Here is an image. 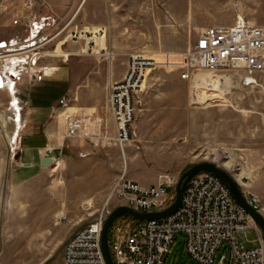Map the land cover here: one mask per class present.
Masks as SVG:
<instances>
[{
  "label": "rangeland",
  "instance_id": "1",
  "mask_svg": "<svg viewBox=\"0 0 264 264\" xmlns=\"http://www.w3.org/2000/svg\"><path fill=\"white\" fill-rule=\"evenodd\" d=\"M9 1L0 0V41L16 34L11 15L2 11ZM58 13L66 22L77 13L71 28L85 31L82 40L87 48L82 52L91 49L95 56L74 57L58 49L57 56L68 58L49 60L47 65L62 71L49 82L29 88L24 83L20 100L13 97L15 126L8 110L11 99L0 92V264H62L67 241L93 220L123 174L147 187L162 176L178 181L192 166L208 162L224 170L240 189L264 196L263 92L242 89L233 72H218L214 75L229 78L230 86L224 95H216L213 106L206 99L209 93L195 91L193 85L198 74L207 72L190 71L189 80L182 76L188 72L182 69L184 55L202 30L245 21L264 26V0H86L83 4L63 0ZM82 47L83 42L64 50ZM108 49L112 56L105 59ZM133 53L162 58L163 63L147 69L142 91L134 94L130 138L121 146L109 110L108 87L123 80ZM63 97L69 100L68 107L82 110L71 116L85 121V138H65V122L60 126L58 119L65 110L58 106ZM30 99L34 106L51 109L36 137L44 146L42 156L53 165L27 176L20 171V135L31 133L29 128L22 130L32 107ZM46 128L56 135L49 148L43 137ZM24 144L32 142L27 139ZM58 161L59 171L53 173ZM61 216L65 222H59ZM243 241L246 248H253L257 235L248 231ZM223 254L229 263L224 246L215 264ZM165 264H196L185 252L182 234Z\"/></svg>",
  "mask_w": 264,
  "mask_h": 264
},
{
  "label": "built area",
  "instance_id": "2",
  "mask_svg": "<svg viewBox=\"0 0 264 264\" xmlns=\"http://www.w3.org/2000/svg\"><path fill=\"white\" fill-rule=\"evenodd\" d=\"M44 0H10L2 11L11 15V26L16 34L0 41V78L3 88L16 93L25 82L39 84L50 77L46 74L47 61L68 57L57 56L58 49L70 56H95L82 40V33L72 30L77 13L69 21L65 17L46 12ZM71 28V29H70ZM89 34V33H88ZM70 42V43H69ZM80 50H64L70 44H80ZM103 55L112 56L109 49ZM82 52V53H80ZM188 72L218 73L230 71L239 76L242 89H260L264 95V26L249 22L229 27L212 26L202 30L195 45L184 55ZM153 61L143 54L129 56L127 72L120 82L108 87V102L112 120L121 146L129 141V127L134 119L133 97L141 92L147 69H155ZM241 76V77H240ZM11 86V88H10ZM69 100L63 97L59 107L66 109ZM18 111L21 112V108ZM66 138L87 135L83 119H65ZM177 179L162 176L147 187L128 180L125 174L113 183L101 210L93 220L77 231L66 243L62 264H106L101 234L104 224L115 209L126 207L139 214L166 211L175 201ZM249 207L264 220V196L241 189ZM61 216L59 222H65ZM248 231L257 235V246L246 248L243 237ZM179 234L183 235L185 252L196 264H215L217 253L226 246L218 264H264V233L261 227L231 197L226 186L210 172L191 178L184 190L181 206L173 215L162 220L137 221L129 217L116 220L108 230V248L113 264H165Z\"/></svg>",
  "mask_w": 264,
  "mask_h": 264
},
{
  "label": "water",
  "instance_id": "3",
  "mask_svg": "<svg viewBox=\"0 0 264 264\" xmlns=\"http://www.w3.org/2000/svg\"><path fill=\"white\" fill-rule=\"evenodd\" d=\"M53 165V161L50 158H44L41 162V167L46 169L50 168ZM201 172H210L214 174L217 178L221 180V182L226 186L228 189L232 199L241 207H243L247 213L252 217L253 220L261 227L264 233V220L255 212L253 211L245 199L242 196L241 189L238 184L231 178L224 170L220 169L214 163H200L197 165L192 166L186 172H184L181 177L179 178L177 185H176V197L174 203L164 212L157 213V214H139L136 213L126 207H118L107 218L102 234H101V247L103 256L105 259L106 264H113L109 248H108V230L110 226L118 219L123 217H129L137 221H151V220H162L173 215L181 206V200L186 188L187 183L191 178L196 176Z\"/></svg>",
  "mask_w": 264,
  "mask_h": 264
},
{
  "label": "crops",
  "instance_id": "4",
  "mask_svg": "<svg viewBox=\"0 0 264 264\" xmlns=\"http://www.w3.org/2000/svg\"><path fill=\"white\" fill-rule=\"evenodd\" d=\"M44 1L46 4V8H45L46 12L51 11L52 13H54L58 16H61V15H59L58 10L59 11L61 10L63 0H44ZM74 1H79L82 4L84 2H86L85 0H74ZM8 38H6V39H8ZM68 51H70V50H68ZM61 56L64 58V57H66V54H65V56L59 55V57H61ZM61 71H62L61 67H57V66H53V65L51 67H47L46 68V74L50 78L44 82L52 81L53 77H55ZM24 85L26 87H24V86L18 87L16 90V93H14L12 91L10 92L8 89L0 90V92L6 93L7 96L11 99V101L9 102L8 110L13 117L14 126H15V118L13 115V111L11 110L12 109V107H11L12 99H13V97H15L17 100H20L19 89L21 87L27 88L28 86H32V85H28L26 82ZM28 104H31L32 107L29 109L28 117H26V120L23 124L22 130L29 128L31 133L30 132L27 133L26 136H24V137H23V135H20V144L23 143V145H22L23 155H22V160H21L23 168L20 169V171L22 172V175H27V176H28V174L33 173L34 171L38 170L39 168H42L41 162L44 159V157L42 156V153H43L42 149L44 146L39 144L41 142L39 141L40 139H38L36 137V135H38V132L40 131L39 128H40V125L43 122L45 116L48 114V111L51 110L50 107L34 106V100H32V99H30L28 101ZM18 106H19V102H18ZM58 106H59V102H58ZM21 112H23L22 108H21ZM21 112H20V115H21ZM66 114H68V112H66ZM32 115L35 116V119L31 118ZM92 116H93V114H92ZM14 129H15V127H14ZM43 137H44V140H46V142H48L45 146L47 148H49L51 146L50 143L52 142L53 138L56 137V135L53 133L52 130H50L49 128H46V130L43 129ZM65 138H66V126H65ZM27 139L30 140V142H32V145L25 146L24 141Z\"/></svg>",
  "mask_w": 264,
  "mask_h": 264
},
{
  "label": "bare ground",
  "instance_id": "5",
  "mask_svg": "<svg viewBox=\"0 0 264 264\" xmlns=\"http://www.w3.org/2000/svg\"><path fill=\"white\" fill-rule=\"evenodd\" d=\"M145 59H148L149 61H153L155 66H157L159 63H161V64L163 63L162 58L155 59L153 57H148V58L146 57ZM147 72H149V70H147ZM0 81H2L1 78H0ZM3 83H5V82L2 81V86H0V89L3 88ZM193 83H194L193 84L194 88L196 89L195 91H205V93L206 92L209 93V97L206 99L213 106L217 105L216 95L217 94L224 95V92H225L224 88H226V86H230L229 78L223 77V76L222 77L215 76L213 73L198 74L194 78ZM10 88H11V86H10ZM194 94H195V92H194ZM198 99H200V97L197 96V100ZM203 99H205V98H203ZM80 111H82V110L77 108V107H70V106L67 107L64 110V112L58 117V119L60 121V126H62L63 122L65 121V119L67 117L74 115L75 113H79ZM66 112H68V114H66ZM93 112H94V109L88 110L87 116H89V117L92 116ZM87 121H89V118L87 119ZM60 164H61V161H58V163L55 164V167L51 171L53 173H57L59 171ZM242 176H243L242 173L239 174V176H238L239 179L242 178ZM90 205H91L90 201L88 203H86L87 210H89Z\"/></svg>",
  "mask_w": 264,
  "mask_h": 264
},
{
  "label": "snow or ice",
  "instance_id": "6",
  "mask_svg": "<svg viewBox=\"0 0 264 264\" xmlns=\"http://www.w3.org/2000/svg\"><path fill=\"white\" fill-rule=\"evenodd\" d=\"M0 46H2V45H0ZM0 86H2V81H0Z\"/></svg>",
  "mask_w": 264,
  "mask_h": 264
}]
</instances>
